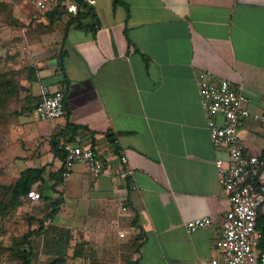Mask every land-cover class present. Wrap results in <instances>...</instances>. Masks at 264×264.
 Here are the masks:
<instances>
[{
	"label": "crops",
	"instance_id": "0c3cea01",
	"mask_svg": "<svg viewBox=\"0 0 264 264\" xmlns=\"http://www.w3.org/2000/svg\"><path fill=\"white\" fill-rule=\"evenodd\" d=\"M87 2L96 14L95 32L73 25L66 33L71 17L64 13L51 26L47 13L53 9L36 16L43 10L34 0L14 5L17 16L7 34L23 45L9 50L30 54L27 63L39 69L34 95L68 82L66 117L38 121L30 115L26 121L22 172L43 170L33 188L52 202L62 200L53 223L91 246L136 243L130 261L137 264H202L218 257L230 203L215 161L226 151L212 144L199 84L207 73L230 81L252 98L253 114L264 117V0ZM72 3L58 0L56 7L64 12ZM52 47L58 48L55 58ZM62 52L64 74L58 70ZM68 123L78 126L73 138L65 135ZM238 134L247 155H263L264 119L250 117ZM62 140L96 151L109 172L95 176L80 163L61 181ZM120 153L133 170L126 179L119 177ZM200 217L212 225L188 233L186 224Z\"/></svg>",
	"mask_w": 264,
	"mask_h": 264
},
{
	"label": "built area",
	"instance_id": "2783aa9c",
	"mask_svg": "<svg viewBox=\"0 0 264 264\" xmlns=\"http://www.w3.org/2000/svg\"><path fill=\"white\" fill-rule=\"evenodd\" d=\"M87 1V0H86ZM36 6L47 11L54 9L58 0H34ZM91 3V2H90ZM69 9L77 12L72 3ZM199 84L202 108L208 118V131L215 148L226 151L225 158L215 161L218 184L225 193L230 209L225 213L221 235L216 242L218 257L202 264H264V230L258 227V219L264 216V157L245 153L244 143L238 131L244 121L253 117L263 120L260 114H253V100L242 89L230 81L216 79L211 73ZM33 116L38 121H50L66 116L65 94L61 90L45 91L36 106ZM65 153L62 179L71 177L77 164H85L95 176L108 173L106 161L96 151L82 145H60ZM123 170L119 177L132 176L128 158L119 154ZM28 198L34 202L42 199L41 192L32 189ZM126 211V208H123ZM209 217L193 219L186 224L188 233L211 226Z\"/></svg>",
	"mask_w": 264,
	"mask_h": 264
},
{
	"label": "rangeland",
	"instance_id": "374dc122",
	"mask_svg": "<svg viewBox=\"0 0 264 264\" xmlns=\"http://www.w3.org/2000/svg\"><path fill=\"white\" fill-rule=\"evenodd\" d=\"M16 0H0V72L20 69L30 65L28 58L30 54L18 51L13 54L9 47L23 45L21 38L9 37L7 26L12 25L15 16H17L15 5ZM36 16H42L44 11L35 13ZM64 14L71 17L75 13L66 8ZM24 25V24H23ZM19 26V25H18ZM30 28L28 25H24ZM35 31V30H34ZM20 47V46H19ZM52 58L58 54V48H50ZM38 53H34L32 59L38 58ZM29 56V57H28ZM26 62V63H25ZM35 87H38L35 85ZM33 95L35 91H32ZM38 96L39 95H36ZM26 94L20 95V102L13 103L9 108L3 125L0 126V264H21L18 259L13 257L16 250L15 242L21 241L23 236L32 230H37L40 221H44L45 229H49L51 220L46 219V215L51 211V202L43 197L39 202H33L29 198H24L23 203L17 207H11V188L19 179L22 173V131L28 128V118L32 114H20L25 104ZM34 112V111H33ZM31 115V116H30ZM35 152H38V149ZM40 192L38 188H32ZM28 197V196H27ZM70 233L65 235L63 242H57L53 236L37 235L30 238L34 257L32 264H126L129 263L133 251L137 248L132 243L114 242L111 247H94L89 242L76 239L75 235L68 228ZM58 239L60 238L58 234ZM126 235L118 237V240H124ZM54 239V240H53ZM23 249H28L27 245ZM52 252L54 254H52Z\"/></svg>",
	"mask_w": 264,
	"mask_h": 264
},
{
	"label": "trees",
	"instance_id": "16d2710c",
	"mask_svg": "<svg viewBox=\"0 0 264 264\" xmlns=\"http://www.w3.org/2000/svg\"><path fill=\"white\" fill-rule=\"evenodd\" d=\"M78 7V11L76 14L72 15L66 26V33L69 28L73 25L79 27L81 29H87L91 32H95L97 27V18L94 11V7L91 3H88L86 0H72ZM119 0H116L118 3ZM63 8L61 5H58L53 10L47 13V16L50 18V25L53 26L58 22L63 15ZM89 19V21H87ZM63 56L64 53H60L59 55V69L60 72L64 74L63 67ZM1 65V59H0ZM39 69L32 65H26V67H22L20 69H12L10 71L0 72V126L5 122L4 119L7 116L9 108L13 103L20 102V95L22 93L26 94L25 104L22 107V111L20 114L12 113L14 115L20 116L21 114L27 113L32 114L35 110L36 106L42 100V96H35L32 93L31 85L39 82ZM66 82V79L62 81V84ZM61 91L66 95L68 91V82L65 89H61ZM67 116V109H66ZM65 116V117H66ZM67 129L65 135H70L72 138L76 135V130L78 129L77 125H72L70 123L67 124ZM94 135L95 132H92ZM108 138L112 143H116L114 135L107 133ZM55 154L60 152L59 143H55L53 145ZM264 157V153L262 155ZM42 169L29 168L24 170L19 179L16 181L14 186L11 188V207L17 208L23 203L24 198H28V193L32 190L33 186L42 181ZM60 180L62 179V171L60 172ZM62 205L61 199H56L51 202V211L46 215V219L51 220V225L49 229H45L44 221H40L39 228L37 230H32L26 233L21 241L15 242L16 250L13 253V257L18 259L21 264H32V258L34 257L33 247L30 241L31 237L37 235L43 236H53L57 242H63L65 239V235L70 233V231L56 226L53 222L55 218L58 216ZM133 225L138 226L137 219L133 220ZM258 227L264 230V216H260L258 219ZM58 234L60 238L58 239ZM71 234V233H70ZM54 240V239H53ZM27 245L28 249H23V246ZM137 245V250L139 245ZM136 250V249H135ZM52 254H54L52 252ZM126 264H137L135 261L127 262Z\"/></svg>",
	"mask_w": 264,
	"mask_h": 264
}]
</instances>
